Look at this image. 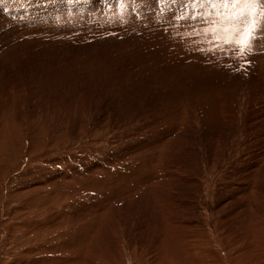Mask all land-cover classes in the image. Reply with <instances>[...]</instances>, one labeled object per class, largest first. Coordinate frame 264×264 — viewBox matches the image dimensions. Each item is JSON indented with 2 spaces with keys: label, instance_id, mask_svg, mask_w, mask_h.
<instances>
[{
  "label": "rangeland",
  "instance_id": "374dc122",
  "mask_svg": "<svg viewBox=\"0 0 264 264\" xmlns=\"http://www.w3.org/2000/svg\"><path fill=\"white\" fill-rule=\"evenodd\" d=\"M186 3L0 0V264H264V0Z\"/></svg>",
  "mask_w": 264,
  "mask_h": 264
},
{
  "label": "snow or ice",
  "instance_id": "6c2138e0",
  "mask_svg": "<svg viewBox=\"0 0 264 264\" xmlns=\"http://www.w3.org/2000/svg\"><path fill=\"white\" fill-rule=\"evenodd\" d=\"M255 3V0H187V3L182 6L180 14L176 17V20L181 19L191 20V21H200L205 23H214L218 22L213 16H211L205 8L197 9V5H210V4H246L249 5L248 8L236 12L234 15L228 16L225 19L227 24L238 25L237 34L239 31L243 30V27L250 22L251 17V5ZM191 6L192 14L185 16V11ZM254 32V29H253ZM197 35H203L206 39H213L216 41L218 33L210 32L208 29H205L203 33H197ZM252 36L250 34L249 39L241 45L237 40L230 41H216L220 43L223 48L232 47L238 49L241 55H246L247 50L250 48ZM217 50V49H214Z\"/></svg>",
  "mask_w": 264,
  "mask_h": 264
},
{
  "label": "bare ground",
  "instance_id": "6f19581e",
  "mask_svg": "<svg viewBox=\"0 0 264 264\" xmlns=\"http://www.w3.org/2000/svg\"><path fill=\"white\" fill-rule=\"evenodd\" d=\"M62 172V171H61ZM63 173V172H62ZM61 173V174H62ZM64 175V174H63ZM66 175V174H65ZM65 175H64V177H62V180H63V182H64V184H69V183H73V178H70L69 176L66 178L65 177ZM77 176V175H76ZM53 180H55V181H57V179H53ZM74 184V183H73ZM89 184V183H88ZM87 184V185H88ZM51 185H54V183H53V181H51ZM50 185V186H51ZM69 185H72V184H69ZM90 185V184H89ZM65 186V185H64ZM75 186V185H74ZM91 186V185H90ZM69 187V186H68ZM66 188V187H65ZM50 189V188H49ZM58 189H60V190H58ZM58 189H56V191H61V188H58ZM67 189V188H66ZM72 189V188H71ZM100 189V188H99ZM123 189V188H122ZM123 190H125V188L123 189ZM45 191V190H44ZM53 192H55V191H53ZM127 192V191H126ZM43 194V193H42ZM42 194H40V195H42ZM46 194V193H45ZM117 195H118V192H117ZM43 196V195H42ZM66 196V195H65ZM69 196V195H68ZM83 196V195H82ZM118 197H119V195H118ZM117 197V198H118ZM108 199V198H107ZM73 202V201H72ZM109 202V201H108ZM65 203V202H64ZM64 206V205H63ZM67 207H68V205H67ZM62 209H63V207H61ZM65 208H66V206H65ZM64 208V209H65ZM90 210V209H89ZM96 210V209H95ZM97 211V210H96ZM63 212H65V211H63ZM88 213V212H87ZM96 214V213H95ZM65 215V214H64ZM79 215V214H78ZM61 216V215H60ZM68 216V215H67ZM77 216V214L75 215V217ZM80 216V215H79ZM85 216H86V214H85ZM84 216V217H85ZM100 217V216H99ZM61 218H64L63 217V215L61 216ZM67 217H65V219H66ZM81 218V217H80ZM83 218V217H82ZM86 218V217H85ZM58 219V218H57ZM64 219V220H65ZM68 219V218H67ZM77 220H78V218H76ZM75 219V220H76ZM98 219H100V218H98ZM64 220H62V221H64ZM80 221V220H79ZM83 222V221H82ZM64 223H66V220H65V222ZM60 225V224H59ZM70 226V225H69ZM43 227V226H42ZM64 227V226H63ZM73 227V226H72ZM75 228V227H74ZM63 229V228H62ZM63 230H65V228L63 229ZM75 230V229H74ZM113 230V229H112ZM66 231H68V230H66ZM73 230L71 229V231H69V232H72ZM68 232V234H70ZM52 233V232H51ZM64 233V232H63ZM56 234V235H55ZM55 234H53L52 236H53V238H50L49 237V239H47L48 237H46V239H47V241H43V242H39L40 244H42V245H46L45 247L47 248V250H49V253H51V254H47L45 257H43V258H46L47 259V262H42L43 261V259H41V257H37L36 255L35 256H30V257H32V258H34L33 259V263L32 264H53V260H55L54 261V264H74L75 262V264H77V263H82V261H83V255H84V252L82 253V252H77V253H75V251H74V253H75V256L72 258L71 256L70 257H68L67 258V256L65 255V257H62V258H60L59 259V257L57 258V257H55V259H51L53 256H49V255H53V254H55L56 255V253H53V252H58L59 251V255L61 254V256H64V254L65 253H63L62 251H60V250H58V248L56 249L57 251H54L55 250V248H53V249H51V247H50V245L49 244H51V242H53L54 240H55V238H56V236H58L57 235V233H55ZM74 235V234H73ZM67 237H69V235L67 236ZM73 237H75V236H73ZM73 237H72V239L71 240H73ZM58 238V237H57ZM56 238V239H57ZM80 238V237H79ZM39 239H41V238H39ZM65 239V236L63 237V240ZM76 239V238H75ZM74 239V240H75ZM78 239V238H77ZM80 239H82V241H83V239L84 238H80ZM79 239V240H80ZM70 240V241H71ZM38 241V240H37ZM59 241V240H58ZM66 241V240H65ZM81 241V240H80ZM55 242H56V240H55ZM55 242H53L54 244H57V243H55ZM74 242V241H73ZM77 242V241H76ZM87 242V241H86ZM59 243H60V241H59ZM66 243V242H65ZM77 243H79V242H77ZM80 243H82V242H80ZM62 244V243H61ZM63 244H64V242H63ZM73 244H75V243H73ZM58 245V244H57ZM78 245V244H77ZM81 245V244H80ZM83 245V244H82ZM81 245V246H82ZM53 246V245H52ZM63 246H65V244L63 245ZM55 247V246H54ZM67 247V246H66ZM65 247V248H66ZM77 247V246H76ZM36 248V247H35ZM35 248H33L34 250H35ZM60 248H62V246L60 247ZM78 249V248H77ZM82 249V248H81ZM69 250V249H68ZM84 250V249H83ZM85 250H86V247H85ZM33 251V250H32ZM65 251V250H64ZM67 251V250H66ZM70 251V250H69ZM73 251V250H72ZM79 251V250H78ZM28 252V251H27ZM34 252V251H33ZM60 252H62L63 253V255H62V253H60ZM71 252V251H70ZM69 252V253H70ZM30 253V252H29ZM66 253H68V251L66 252ZM78 253H81L82 254V256H81V254L79 255ZM31 254H33V253H31ZM69 255V254H68ZM54 258V257H53ZM70 258V259H69ZM72 258V259H71ZM57 259H59V260H57ZM26 264V263H25ZM27 264H31V263H29V262H27Z\"/></svg>",
  "mask_w": 264,
  "mask_h": 264
}]
</instances>
